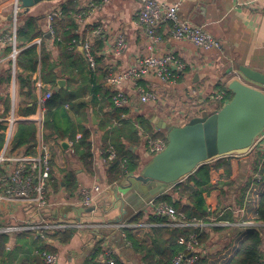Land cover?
Returning a JSON list of instances; mask_svg holds the SVG:
<instances>
[{"label": "crops", "instance_id": "0c3cea01", "mask_svg": "<svg viewBox=\"0 0 264 264\" xmlns=\"http://www.w3.org/2000/svg\"><path fill=\"white\" fill-rule=\"evenodd\" d=\"M65 1L57 5L52 2L38 4L30 9L29 14L39 17L43 15L41 16L42 24L45 28L46 14L56 8H62ZM160 1L166 5L180 3L179 18L202 27L221 45L220 50H199L187 40L174 39L171 36V25L164 23L159 29V35L163 42L157 48L156 54L174 53L180 56L186 62L187 70L181 74L176 84H165L159 78L151 76L135 81L136 85L129 84L123 88L129 100L128 106L124 107L128 113L123 116V119L135 123L140 135L143 134V131L137 122L142 119L148 121L154 133L167 137L165 131L158 130L156 127L154 121L157 118L167 122L168 125L183 126L194 117L199 116L196 114L197 106L204 108L208 113L223 107V103L211 102L208 98L220 87L227 88L229 81L237 77L234 73L226 76L230 69L236 70L239 66H246L264 73V0ZM83 2L84 0H79L81 9ZM96 2L98 9L87 17L81 26L77 25V34L81 36L86 34L85 39H87L93 27L102 29V33L94 42V47L98 41L103 44L101 53L104 58L100 65L107 71V75L109 72H122L138 64L141 57L149 54L150 51L148 50L147 39L138 23L136 15L138 9L135 1L107 0L105 2V0H96ZM13 6V0H0V71L4 69L5 63L11 55V53L7 54V50L13 48L12 45L1 43L3 36L11 32ZM23 24L24 22L21 20L19 27ZM120 34L125 37L127 49L121 56H115L113 48ZM60 41L49 42L48 39H45L42 43L47 52L52 54L53 59L59 57L60 51L57 43ZM17 50L19 54L22 51L18 48ZM77 52L79 56L83 57L81 49L78 48ZM17 71L18 64L16 63L11 83V98L12 107L18 115L20 90L16 76ZM107 75L99 77L97 81L107 86V89L113 94L112 89L106 84ZM32 79L36 88V112L28 117L18 115L17 126L20 123H34L38 128L37 150L47 149L50 151L55 173L54 184L50 189L49 196L50 202L58 203V206L49 210L37 211L35 207L20 201H3L0 203V229L21 228L28 224H37L42 220L75 223L78 221L76 211L74 209L66 211L63 208L65 206L70 208L82 207L80 204L81 191L85 188L91 190L95 186H99L101 191L95 197L94 204L97 211L91 216L83 214L80 221L87 222L90 220L99 224L92 225L97 228L75 229L74 236L66 244L53 240H40L29 231L19 230L0 233V235L8 236V243L5 247L6 256L1 253L0 249V264H18L24 255L34 249L30 241L32 237L35 240L43 241L45 245L55 251L51 254L56 255L58 264H100V256L107 248L112 250L120 264H142L140 257L128 247L130 244L126 242L123 230L133 229L135 233L145 236L149 234L151 228H173L167 226L168 220L165 224H151L147 221L150 217L158 216L155 214L158 207L155 206L157 199L170 196L174 201L178 200L175 195L177 185L167 189L152 204H145L137 210L130 211L123 217L121 223L116 224L115 220L122 214L119 209H115L111 205L108 190L112 185L108 183L107 179L108 164L102 161L101 155V152L104 151V142L112 129L96 128L100 124V118L95 116L92 109L87 110L93 153V171L88 173L79 157L74 154L72 141L55 142L53 139H44V106L39 105V99L48 91L52 92V89L43 83L39 71L33 75ZM138 86L156 92L159 96L158 102L147 104V109H144L145 104L140 101ZM173 89L175 91H171ZM192 108L194 110L190 111ZM181 110H186L187 113L184 115L177 114L178 117H176V111ZM93 116L96 119V124L93 123ZM146 136L149 134L142 135L141 144L136 148H131L140 158V168L152 158L147 152ZM77 137V140L81 138V136L79 139ZM64 142L67 143L66 147L62 144ZM24 150L27 149H21V151ZM263 162L264 151L256 149L246 156L230 159L231 174L229 177H227L224 168L212 169L210 181L216 188L205 196L210 217L204 221V224L207 225L205 232L209 233L210 236L208 242L202 245L198 251L199 261L204 260V264H228L239 250L242 242L247 238L249 227H246L245 224L248 222L260 223L256 222V211L259 197L264 192V175L260 173ZM68 175H74L77 180V190L73 194L64 188L63 182ZM140 203L138 202V204ZM140 212L144 214L142 221L137 224L129 223L130 219ZM138 224H148V227H132ZM121 225L123 227H119ZM254 228L261 234L262 251L264 252V226ZM21 234L28 235L19 242V235ZM34 252L36 253V250ZM43 264H45L44 259Z\"/></svg>", "mask_w": 264, "mask_h": 264}, {"label": "trees", "instance_id": "16d2710c", "mask_svg": "<svg viewBox=\"0 0 264 264\" xmlns=\"http://www.w3.org/2000/svg\"><path fill=\"white\" fill-rule=\"evenodd\" d=\"M63 17L54 22L56 36L61 41L57 43L60 51L59 57L53 59L42 45L41 48L28 46L35 39L48 38L42 24V17L30 15L25 9L19 15L24 24L18 27L16 34L17 48L21 53L17 58L20 102L18 115L28 117L36 112L37 99L35 94V82L32 77L38 71L44 84L52 89V96L44 104V139H53L55 142L66 140L73 142L74 154L79 157L88 173L93 171V153L90 142L91 131L88 127V109H92L95 116L100 118L98 129H112L105 140L103 150L110 147L116 150L117 158L108 164L107 179L110 185L122 182L126 177L134 175L140 168V158L131 148L141 144L142 135L149 134L153 137H164L154 133L148 121L137 122L143 131L140 135L136 124L123 119L128 113L127 109L117 108L112 100V93L107 86L98 83L99 77H105L107 71L101 67L104 55L101 53L103 44L97 42L94 54L97 59V69L92 71L86 60L78 55L77 48L70 49L73 40L82 42L86 34L78 35V26L75 20L81 13L79 0H66L62 5ZM12 49L7 50L10 54ZM13 62L11 59L5 63L0 71V117H6L12 109L11 83L13 79ZM65 79L67 85L59 87L58 81ZM229 98H232L231 93ZM101 116L99 117V114ZM4 127L0 125V152L5 144V134L1 132ZM38 128L34 123H20L13 137L12 150L19 151L23 148L28 153H37ZM81 135L79 140L76 139ZM106 156V154H105ZM231 158H223L209 164L202 165L194 174L178 184L175 195L178 200L174 201L170 196L160 197L155 201V206L165 204L171 206L176 213L184 215L186 221H206L210 217L209 208L205 196L215 190L216 186L210 181L212 169L224 168L227 177L231 174ZM260 173L264 175V162ZM64 188L71 194L77 190V180L74 175H68L63 182ZM143 212L130 219L131 224L142 221ZM231 220V218H230ZM232 221V220H231ZM151 224H165L164 216L150 217L147 221ZM256 222L264 224V192L259 197L256 211ZM75 229L49 234L47 240L69 243L74 236ZM126 242L132 252L140 257L142 264H171L174 257L180 254H188L186 246L179 243L180 238H187L190 234H198L200 244L204 245L209 240V233L198 229H180L169 227L151 228L149 234L141 236L133 229H124ZM28 234L19 235V242ZM26 238V237H25ZM33 250L24 255L18 264H43V253L55 251L43 241L31 238ZM7 235H0V249L5 256L7 254ZM36 250V253L34 252ZM197 264H204V260ZM228 264H264V252L262 251V237L254 227L248 229V235L242 242L239 250L231 258Z\"/></svg>", "mask_w": 264, "mask_h": 264}, {"label": "built area", "instance_id": "2783aa9c", "mask_svg": "<svg viewBox=\"0 0 264 264\" xmlns=\"http://www.w3.org/2000/svg\"><path fill=\"white\" fill-rule=\"evenodd\" d=\"M137 5L138 23L141 26L143 33L147 39L149 54L141 57L138 64H135L122 72H109L106 77V84L112 89V100L117 108H124L128 106L129 100L123 88L129 84H135V81L147 77H157L165 84H176L181 74L187 70V64L180 56L174 53H166L157 55L156 50L162 44L163 39L159 35V29L164 24L171 25V36L177 40H187L191 42L196 48L202 51L220 50V43L205 29L195 26L187 21L181 20L178 15L180 3H173L166 5L160 0H134ZM14 6L11 12V32L4 35L1 39L3 45H12V52L9 59L13 62L15 73V65L19 51L17 50L16 34L19 27V15L22 12L20 0H13ZM107 2V0H105ZM98 9L96 0H84L82 4V12L75 17L77 25L81 26L85 19L89 17L95 10ZM63 17L62 8L54 9L46 14L45 18V32L48 36L49 42L60 41L57 38L54 22ZM102 33L99 27H93L90 36L82 42L73 40L70 49H81L83 58L88 63L90 69L95 71L97 69L96 54H94V42ZM44 39L37 38L30 45L41 47ZM127 49V43L123 34H120L113 48L115 56H121ZM136 85V84H135ZM138 93L140 101L143 104H156L159 96L156 92L138 86ZM52 92L48 91L44 96L40 97L39 105L44 106L45 102L50 99ZM216 103H227L229 93L227 88H222L211 95L208 100ZM205 103V101H204ZM204 108L196 107V114L200 115V110ZM194 110L192 108L190 111ZM186 110L176 111L177 114L184 115ZM172 118V116H171ZM18 122L17 112L12 107L10 113L0 118V125L4 127L1 130L5 134V144L0 152V203L3 201H20L26 205L35 207L37 211L49 210L58 203L50 202V189L54 184V164L52 155L49 150H37L36 154L24 151H13L12 142L15 134V129ZM175 126V125H174ZM179 127V126H177ZM81 135L77 138L79 139ZM147 152L150 157L161 153L167 148V137H145ZM262 149L264 151V133L258 138L253 150ZM251 151V152H252ZM106 154V156H105ZM102 161L106 164L111 163L117 158L116 150L110 147L106 151L101 152ZM100 187L95 186L91 190L83 189L81 191L80 204L84 208L96 207L95 197L100 193ZM153 203V202H152ZM151 203V204H152ZM96 209L92 210V214L96 213ZM156 215L167 218V226L182 229H198V231H205L206 226L202 220L186 221L181 213L176 211L168 205L161 204L156 208ZM220 224V223H219ZM216 224V225H219ZM209 226V225H208ZM246 227L264 226L263 223L248 222ZM119 227H123L122 225ZM134 228H147L148 224L133 225ZM85 228H97L90 224L75 222L64 223L53 220L47 222L40 221L37 224H28L21 228L7 227L0 229V233H9L12 231H29L32 232L36 238L47 241L49 234L63 231L66 229L82 230ZM179 243L186 246V254H180L174 257L171 264H197L199 261L198 251L202 244L199 242L198 234H190L187 238H180ZM42 257L45 264H58L57 257L51 253H43ZM100 264H120L116 259L111 249H106L100 256Z\"/></svg>", "mask_w": 264, "mask_h": 264}, {"label": "water", "instance_id": "95a60500", "mask_svg": "<svg viewBox=\"0 0 264 264\" xmlns=\"http://www.w3.org/2000/svg\"><path fill=\"white\" fill-rule=\"evenodd\" d=\"M55 1L58 0H20V3L23 10L30 11L42 2ZM233 73L237 77L226 86L232 98L221 109L209 113L201 109L199 116L179 127L168 125L158 118L154 121L158 130L167 133V148L153 156L137 174L109 188L111 205L122 214L115 220L116 224L121 223L130 211L137 210L138 202L146 201V197L152 195L145 203L150 205L202 165L251 153L264 133V73L239 66L236 70L230 69L226 76ZM65 84V80L58 81L59 87H65ZM92 120L96 124L94 116ZM62 144L67 145L65 142ZM73 209L77 213V222H80L83 214L91 216L92 210H97V207L63 208L66 211ZM81 222L99 224L90 220Z\"/></svg>", "mask_w": 264, "mask_h": 264}, {"label": "rangeland", "instance_id": "374dc122", "mask_svg": "<svg viewBox=\"0 0 264 264\" xmlns=\"http://www.w3.org/2000/svg\"><path fill=\"white\" fill-rule=\"evenodd\" d=\"M63 1H65V0H58V1H55V2H52V3H54L55 5H57L58 3H62ZM42 3H44V2H42ZM41 4V3H40ZM41 16H43V15H40V17ZM176 88V87H175ZM171 91H175L174 89L173 90H171ZM147 104H145L144 105V109H147V106H146ZM222 105V104H221ZM150 159V158H149ZM148 159V160H149ZM150 198H152V195H149L148 197H146V201H148V199H150ZM146 201L144 200V201H142L140 204H139V207L138 208H140V207H143L144 205H145V203H146Z\"/></svg>", "mask_w": 264, "mask_h": 264}]
</instances>
